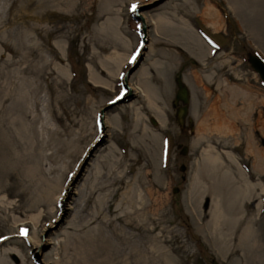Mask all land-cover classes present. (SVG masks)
I'll return each mask as SVG.
<instances>
[{"label": "rangeland", "instance_id": "374dc122", "mask_svg": "<svg viewBox=\"0 0 264 264\" xmlns=\"http://www.w3.org/2000/svg\"><path fill=\"white\" fill-rule=\"evenodd\" d=\"M132 4L135 14L127 10ZM7 10V28H0V264H100L77 258L83 232L58 220L72 207L67 194L108 175L107 163L96 160L102 154L108 163L122 158L128 178L142 169L163 184L174 238L158 264H264V83L247 62L248 54L264 61V0H14ZM192 35L203 45L197 57L181 46L197 47ZM111 58L122 62L119 70ZM155 77L167 79V99ZM176 77L188 88L181 128ZM152 91L164 113L145 107L144 93ZM137 122L148 128L143 137ZM205 151L253 185L240 205V227L223 225L218 235L206 228L209 194L191 185ZM209 180L200 176L201 186Z\"/></svg>", "mask_w": 264, "mask_h": 264}, {"label": "bare ground", "instance_id": "6f19581e", "mask_svg": "<svg viewBox=\"0 0 264 264\" xmlns=\"http://www.w3.org/2000/svg\"><path fill=\"white\" fill-rule=\"evenodd\" d=\"M13 2L14 0H0V9L2 10H0V28H7L8 23H6V20H2L4 16H9V10L6 12V7L9 4L11 6ZM7 3L9 4L7 5ZM136 12L137 9L134 11V14ZM138 17L141 16L138 15ZM141 18L143 20V17ZM214 24H209L208 27L213 29ZM111 28L113 29V27ZM110 33L109 30V34ZM189 37L194 42H197V47L188 40H185V44L181 43V46L189 55L197 57L196 49L199 48V50L202 51L203 45L193 35ZM116 39H118L117 36ZM0 40L5 41L6 37H0ZM111 60L112 64H114L115 67L117 66V70H119L122 66V62L115 61L113 58H111ZM118 73L117 71L116 74ZM154 79L162 83V87L165 89L163 96L167 99V87L169 85L167 79L157 77ZM182 82L185 84L183 79ZM102 84L104 83L100 82L99 86ZM233 88L234 87L231 86L234 92L236 89ZM131 89L132 88H128V90ZM230 92L232 91L230 90ZM144 95L146 101L145 107H147L150 112L153 114L164 113L163 103L159 102V96L156 95L154 91L151 92V95L146 93H144ZM241 99L244 98L241 97ZM134 109L135 111L137 110L135 107ZM136 128L142 137L145 136L148 128L144 124L141 123L139 125V122H137ZM200 135L201 132L197 134L198 137ZM226 157L229 163L233 161L232 155L229 153ZM107 159V155L103 156L102 154L99 155L96 160L98 163H101V161L107 163L109 167L108 175L106 174L103 180L99 181L98 185L92 183H90L91 185L89 186L78 185L79 188L74 192V196L73 194H67L66 199H70L72 207L70 205L68 208H62V215L60 214L61 217L58 221L63 220V218L69 219L68 224H70V228H76L77 232H83L80 245L74 247L75 250L79 251L77 258L88 260V257H95L100 264H158V254L170 247L174 238V228L172 227L171 219L166 217V207L169 199L163 184L159 181L157 176L151 177L148 171L142 169H139L137 174L134 173L136 174L135 176L128 178L127 173L129 172L130 166H128V171L123 173L120 168L122 158L117 157L115 161L111 160L109 163ZM96 160L93 162L94 174L99 173L98 169L100 168H96ZM220 161L218 155L205 151L199 160L191 183L193 188L197 189V192L199 188L201 189L199 193L200 196L204 195V193L210 196L207 210L209 220L206 228L207 231L213 235H218L223 225L228 227L231 231L240 227L241 202L243 199L246 200L248 197L251 198V191H253V185H251L248 180H244L245 177H238L237 181L229 168L227 169L221 166L222 161ZM235 164L237 165V163ZM236 169L240 171V168ZM92 174L93 173L90 172L88 176H85L84 183L88 184ZM237 174H239V172ZM240 175L243 176V174ZM200 176L203 178L208 177L211 180H209V184L211 185L208 188L201 186ZM57 181L58 180H55L56 184L55 186L53 185V190L59 185ZM51 192L47 194H51ZM222 195L226 201V206L224 207H222L220 203V197H222ZM53 199L57 200L55 198ZM73 221L77 223L74 225L72 223ZM125 228L130 230L131 233L126 232ZM247 229V226L241 228V238L246 236ZM228 231L229 230H227V232Z\"/></svg>", "mask_w": 264, "mask_h": 264}, {"label": "water", "instance_id": "95a60500", "mask_svg": "<svg viewBox=\"0 0 264 264\" xmlns=\"http://www.w3.org/2000/svg\"><path fill=\"white\" fill-rule=\"evenodd\" d=\"M136 19H139L143 22L142 18L138 17L137 15H136ZM247 62L250 65L253 72H255L258 75L259 80L264 83V61L260 57L256 56L255 54H248ZM134 65L136 66V64ZM134 65H132L130 70L127 72L126 76L135 67ZM175 85H176V90H175V98H174L173 105L176 106L178 102L181 103L180 106H177L175 109V121H176V124L181 128L188 114V93H187L185 84H183L181 78L179 77L175 78ZM187 127L189 131L193 130V126L189 119H187ZM186 149H187L186 146H181L180 154L185 155ZM179 170L180 171L184 170L183 165L180 166ZM176 191H177V188H173V192H176Z\"/></svg>", "mask_w": 264, "mask_h": 264}, {"label": "snow or ice", "instance_id": "6c2138e0", "mask_svg": "<svg viewBox=\"0 0 264 264\" xmlns=\"http://www.w3.org/2000/svg\"><path fill=\"white\" fill-rule=\"evenodd\" d=\"M137 7H138V6H137L136 4H133V5L131 6V9H130V10L134 12V11H136ZM134 60H135V56L133 57V61H134ZM130 62H132V61H130ZM21 234H22V235H27V230H22V231H21Z\"/></svg>", "mask_w": 264, "mask_h": 264}, {"label": "flooded vegetation", "instance_id": "af4514ba", "mask_svg": "<svg viewBox=\"0 0 264 264\" xmlns=\"http://www.w3.org/2000/svg\"><path fill=\"white\" fill-rule=\"evenodd\" d=\"M177 105V104H176ZM178 106V105H177ZM176 107V106H175ZM182 179H183V176H182Z\"/></svg>", "mask_w": 264, "mask_h": 264}]
</instances>
